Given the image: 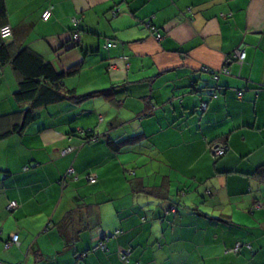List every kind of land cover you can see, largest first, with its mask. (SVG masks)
<instances>
[{"label":"crops","instance_id":"0c3cea01","mask_svg":"<svg viewBox=\"0 0 264 264\" xmlns=\"http://www.w3.org/2000/svg\"><path fill=\"white\" fill-rule=\"evenodd\" d=\"M3 2L11 56L74 69L75 96L0 140V263L264 264V0ZM19 80L0 64V132L30 108Z\"/></svg>","mask_w":264,"mask_h":264},{"label":"trees","instance_id":"16d2710c","mask_svg":"<svg viewBox=\"0 0 264 264\" xmlns=\"http://www.w3.org/2000/svg\"><path fill=\"white\" fill-rule=\"evenodd\" d=\"M4 14V2L3 0H0L1 18L4 17ZM8 61H10L13 68H15V70H17L20 74L18 88L14 94L15 100L17 102H30L31 105L30 108L24 112L20 122H15L11 128L0 132V140L8 137L14 132L19 134L22 133L23 129L36 118L35 114L38 109L75 96V93L72 89H62L63 78L73 73L74 69H70L62 73H56L48 63H44L37 54L33 53L29 49H23L11 56L7 44H5L3 41H0V64L3 65ZM79 99L82 100L81 98ZM0 118L8 117L0 116ZM91 134L92 131L84 132V140L96 141L97 136ZM116 144L118 143L112 145ZM68 176L73 177V173ZM151 192L155 194H161L162 190L159 188H151ZM92 248L89 249V251H96H92ZM84 254L86 255V253ZM120 262L125 264L121 260ZM127 264H130L129 258Z\"/></svg>","mask_w":264,"mask_h":264},{"label":"built area","instance_id":"2783aa9c","mask_svg":"<svg viewBox=\"0 0 264 264\" xmlns=\"http://www.w3.org/2000/svg\"><path fill=\"white\" fill-rule=\"evenodd\" d=\"M51 11H52V7H47L41 14V17L43 20H48L51 16ZM12 33H13V30H12V27L9 25V24H3L2 26H0V37L3 38V39H6V38H9L12 36ZM72 38L73 40H78L79 39V33L77 32H73L72 33ZM246 56V53L244 51L243 48H239V49H236L233 51L232 55H231V58L235 59L236 62L239 64V65H242V62L244 60ZM226 69L223 68L222 71L224 72ZM203 91H205L210 97H216L219 92L221 91V88L218 87V86H215V87H209V88H205ZM242 93H238L239 96H241ZM206 106V103L203 102L201 104V108H204ZM71 148H68V149H65L62 151V154H65L66 152L70 151ZM210 150L212 152V154L215 156V157H219V156H222L225 151H226V146L224 144H215V145H212L210 147ZM74 172L73 168L69 167L66 171V174L65 176H68L70 174H72ZM86 180L90 183H95L96 182V175H92V174H87L85 176ZM16 207V202L15 201H11L9 202L8 204V208L9 209H13ZM171 211L174 213L176 209L175 206L171 207L170 208ZM169 209V210H170ZM11 242L15 243V244H18V236L17 235H13L12 236V239H11ZM10 244H6V246H9ZM241 246V243L237 242L233 248H231L229 251L230 252H233V253H236L238 252L239 248ZM97 249H100V250H105V245L103 242H99L97 243L93 248H92V251L94 250H97ZM130 248H126V249H123V250H120L119 253H118V257L119 259L127 264L128 263V258H129V255H130ZM85 256V254H79L78 255V262L77 264H80V260H82V258ZM0 264H3V263H0ZM16 264H20V263H16Z\"/></svg>","mask_w":264,"mask_h":264},{"label":"rangeland","instance_id":"374dc122","mask_svg":"<svg viewBox=\"0 0 264 264\" xmlns=\"http://www.w3.org/2000/svg\"><path fill=\"white\" fill-rule=\"evenodd\" d=\"M86 119H92V117H85ZM98 119V117H96ZM125 155H127L128 157L131 156V153H123L122 155L120 154L121 157H124ZM136 155H134L133 157H135ZM136 167V163L134 162H129L128 165L126 166V170L128 171H132V168H135ZM147 168L150 170V164L147 165ZM135 171H137V169H135ZM130 174V172H129Z\"/></svg>","mask_w":264,"mask_h":264},{"label":"water","instance_id":"95a60500","mask_svg":"<svg viewBox=\"0 0 264 264\" xmlns=\"http://www.w3.org/2000/svg\"><path fill=\"white\" fill-rule=\"evenodd\" d=\"M191 84H192V88L196 89V84L194 82H192Z\"/></svg>","mask_w":264,"mask_h":264}]
</instances>
